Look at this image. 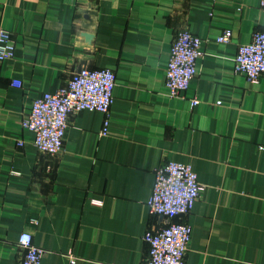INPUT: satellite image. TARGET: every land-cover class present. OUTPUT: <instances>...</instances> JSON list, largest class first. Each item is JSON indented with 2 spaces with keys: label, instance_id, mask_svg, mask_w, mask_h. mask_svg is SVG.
<instances>
[{
  "label": "crops",
  "instance_id": "obj_1",
  "mask_svg": "<svg viewBox=\"0 0 264 264\" xmlns=\"http://www.w3.org/2000/svg\"><path fill=\"white\" fill-rule=\"evenodd\" d=\"M0 27L14 39L0 62V264H18L23 232L40 264H143L144 231L167 221L148 207L167 161L189 163L204 186L177 218L191 227L184 264H264V76L233 71L237 46L264 31L258 0H0ZM182 29L203 54L171 97L165 69ZM81 67L115 74L107 132L82 110L60 154L39 152L20 121Z\"/></svg>",
  "mask_w": 264,
  "mask_h": 264
},
{
  "label": "built area",
  "instance_id": "obj_2",
  "mask_svg": "<svg viewBox=\"0 0 264 264\" xmlns=\"http://www.w3.org/2000/svg\"><path fill=\"white\" fill-rule=\"evenodd\" d=\"M258 3L264 8V0H258ZM230 39V30L216 37L219 43H227ZM202 44L201 38L187 29L177 32L165 69L169 96H184L197 73V61L203 54ZM13 55L14 39L8 30L0 27V62L11 59ZM233 71L244 75L250 82H257L264 76V31H254L248 42L237 46ZM14 84L20 86L19 81ZM114 86L115 74L110 68L81 67L71 74L66 84L34 98L20 125L34 134L33 144L39 152L57 156L62 152L69 117L76 112L89 110L101 113L100 135L106 134ZM196 102L195 98L191 99L192 106ZM17 144L22 145V141ZM203 189L189 163L167 161L155 168L148 200L149 212L167 221L159 227L150 223L144 231L142 238L147 253L143 264H184L191 227L177 218L190 213ZM17 244L20 249L18 264H40L43 250L33 243L29 232H23Z\"/></svg>",
  "mask_w": 264,
  "mask_h": 264
},
{
  "label": "water",
  "instance_id": "obj_3",
  "mask_svg": "<svg viewBox=\"0 0 264 264\" xmlns=\"http://www.w3.org/2000/svg\"><path fill=\"white\" fill-rule=\"evenodd\" d=\"M82 14H84V18L85 19H89L90 17L88 16V14H92L90 7L88 6L85 10H81L80 11ZM82 36L85 37V39L87 41H89L92 38V34H88L86 32L82 33ZM162 217V216H161ZM163 218V217H162Z\"/></svg>",
  "mask_w": 264,
  "mask_h": 264
}]
</instances>
